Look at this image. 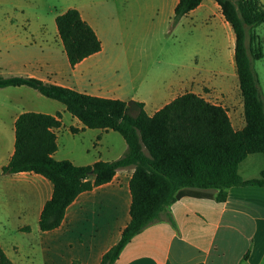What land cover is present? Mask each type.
<instances>
[{"label":"crops","instance_id":"0c3cea01","mask_svg":"<svg viewBox=\"0 0 264 264\" xmlns=\"http://www.w3.org/2000/svg\"><path fill=\"white\" fill-rule=\"evenodd\" d=\"M260 3L264 5L263 0ZM78 10L101 40V51L71 66L58 30L61 48L57 52L40 36L3 31L0 76L34 77L93 96L136 100L145 104L150 116L189 92L222 105L202 94L205 86L220 90L231 82L240 90L233 80L215 87L198 77L190 82L177 79L171 84L162 80L150 86L144 82L145 88L140 84L133 86L134 91L129 94L125 84L108 83L105 73L100 71L101 64L92 61L103 52L104 43L89 14ZM201 12H206V18L214 16L223 21L235 57V33L220 5L215 0H203L188 14L197 16ZM228 103L233 127L244 128L242 96L236 98L235 92ZM26 112L49 114L60 120L61 126L53 129L58 145L53 154L56 160L86 166L100 160H116L127 151L125 140L120 142L113 134L116 131L84 127L59 101L25 85L0 87V248L14 264H101L103 255L118 243L131 220L130 181L134 167L122 168L110 182L79 194L67 207L61 225L42 231L39 221L53 196V183L35 172H3L15 152L16 121ZM66 132H81L88 138L83 154L75 149L64 150ZM254 155H248L239 165L244 180L259 178L264 169L263 161ZM205 192L210 196L183 197L168 206L160 220L124 247L115 264H264V185L232 186L224 190L225 198L221 201L217 199L219 190Z\"/></svg>","mask_w":264,"mask_h":264},{"label":"trees","instance_id":"16d2710c","mask_svg":"<svg viewBox=\"0 0 264 264\" xmlns=\"http://www.w3.org/2000/svg\"><path fill=\"white\" fill-rule=\"evenodd\" d=\"M202 1L179 0L175 22ZM215 1L235 33L234 59L246 121L242 129L233 127L227 108L191 92L178 96L150 116L145 104L136 100L93 96L34 77L0 76V87H31L64 104L84 127L114 130L127 144V151L116 160L78 166L70 160L53 158L58 148L53 129L61 126L60 120L39 112L19 116L15 125V152L3 172H35L53 183V196L39 221L42 231L58 228L67 207L79 194L110 182L118 170L133 166L131 220L101 262L115 264L124 247L160 220L168 206L177 200L208 197L205 191L219 190L217 199L221 201L225 198L224 190L232 186L264 185V169L259 178L251 180H244L238 171L248 155L264 156V99L252 66V60L263 57L261 40L252 29L264 24V5L260 0ZM55 22L71 66L101 51V40L77 8L57 15ZM0 264H14L1 248Z\"/></svg>","mask_w":264,"mask_h":264},{"label":"rangeland","instance_id":"374dc122","mask_svg":"<svg viewBox=\"0 0 264 264\" xmlns=\"http://www.w3.org/2000/svg\"><path fill=\"white\" fill-rule=\"evenodd\" d=\"M175 3L176 0H0V32L40 36L57 52L61 43L55 19L68 8L77 7L89 14L104 43L103 52L92 61L101 64L100 71L108 83L125 84L129 94L133 86L145 88L144 82L150 86L162 80L171 84L177 79L190 82L198 77L215 87L232 80L239 85L233 44L223 21L214 16L206 18V12H201L197 16L184 15L175 22ZM252 30L260 38L263 51V57L252 60V66L264 99V24ZM246 35L249 47L248 27ZM224 87L217 90L205 86L202 94L231 110L228 100L235 92L236 98L241 97L240 90L231 82ZM113 134L124 142L118 132ZM88 142L81 132H66L64 150L75 149L83 154ZM254 156L264 163L263 154Z\"/></svg>","mask_w":264,"mask_h":264}]
</instances>
